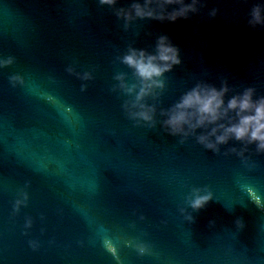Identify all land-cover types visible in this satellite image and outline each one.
Wrapping results in <instances>:
<instances>
[{"label":"water","instance_id":"water-1","mask_svg":"<svg viewBox=\"0 0 264 264\" xmlns=\"http://www.w3.org/2000/svg\"><path fill=\"white\" fill-rule=\"evenodd\" d=\"M256 3L264 0H207L187 20L137 21L125 32L97 0H0V59L15 58L0 68V264H264V154L252 145L245 162L223 155L235 141L216 155L159 124L137 127L110 91L114 74L129 71L116 55L129 42L151 50L166 34L182 64L166 74L160 107L222 76L264 95V28L247 24ZM74 60L79 72L94 67V79L68 74ZM14 74L25 84L14 87ZM193 187L214 198L190 224L180 208ZM22 189L27 206L14 214Z\"/></svg>","mask_w":264,"mask_h":264},{"label":"clouds","instance_id":"clouds-1","mask_svg":"<svg viewBox=\"0 0 264 264\" xmlns=\"http://www.w3.org/2000/svg\"><path fill=\"white\" fill-rule=\"evenodd\" d=\"M98 4L111 9L113 15L123 22V30L129 31L136 26L137 21L155 20L175 23L179 19H189L193 14H199L207 6V0H132L128 6H120V0H97ZM218 8L208 12L210 18H215ZM247 24L253 30L264 28V4H254L248 14ZM134 35L138 38L140 31ZM151 37L153 33H146ZM15 63V58L9 56L0 59V68H6ZM77 61L66 68L70 75L82 81L94 79L95 68L79 72ZM114 64H120L129 69L128 72L117 71L110 91L123 97L121 105L126 118L137 127L154 129L159 124L169 136L178 137L184 144L189 138L216 155L221 154V147L231 141L238 142L241 147H229L223 152L228 156L235 154L247 162L250 156V146L255 145V154H264V95L257 96L253 86L236 91L230 86L226 77H220L219 86L207 80H198L195 85L184 93L171 106L160 107L161 96L164 94L168 78L176 66L182 64L180 48L166 34L156 36L154 45L149 48H138L134 42H129L127 48L116 55ZM10 83L24 85L25 80L19 74L9 77ZM87 83L81 85V91H86ZM229 93L232 95L229 96ZM159 117V119H158ZM213 193L207 188L193 187L186 198L187 208H180L181 214L191 224L196 217L193 212L204 209L213 200ZM29 196L26 190H20L13 205V213H18L21 206H27ZM188 208L192 211L189 212ZM32 219L26 220L25 227L32 226ZM215 221H210V227ZM236 226L245 227L241 219L236 220ZM33 249L38 247L35 241H30ZM141 254L147 249L141 245Z\"/></svg>","mask_w":264,"mask_h":264}]
</instances>
